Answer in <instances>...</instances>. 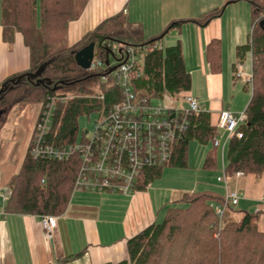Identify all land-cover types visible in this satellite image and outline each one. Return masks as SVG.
I'll list each match as a JSON object with an SVG mask.
<instances>
[{
    "label": "trees",
    "instance_id": "16d2710c",
    "mask_svg": "<svg viewBox=\"0 0 264 264\" xmlns=\"http://www.w3.org/2000/svg\"><path fill=\"white\" fill-rule=\"evenodd\" d=\"M251 6L252 32L247 44L237 48L241 62L252 59L253 88L246 109L247 119L238 127L243 136L230 138L224 160L228 175L242 172L261 177L264 172V0H248ZM88 0H2L3 39L13 42L16 33L23 35L30 52V67L13 74L0 83V132L8 123L12 111L23 102L34 100L45 106L55 97V109L47 142L66 146L78 142L82 115L105 114L121 97V88L112 78L110 68L98 70L81 68L75 59L78 50L95 42L96 58L112 62L124 46H147L138 63L141 76L132 85L150 98L173 99L190 94L192 76L187 70L182 45L153 47L181 21L171 22L159 36L144 39L140 25L131 22L120 12L99 24L77 43L70 45L67 32L70 22L77 20ZM224 8H215L196 21L202 25L220 17ZM218 42L209 44L215 57ZM113 55V56H112ZM112 56V57H111ZM106 64V63H105ZM45 66L37 78L28 75ZM107 75V80L102 76ZM22 76L20 81L18 77ZM44 80L37 83V79ZM246 88L249 89L248 82ZM103 96V97H100ZM182 138L173 145L172 157L163 166L141 173L138 189H145L161 175L165 166L187 167L188 148L192 140L204 145L211 143L203 166L217 165L219 130L209 112L194 113ZM84 138V137H83ZM31 139L20 171L9 181L11 196L5 201L9 213L43 215L63 214L71 200L79 170L78 157L59 160L34 157ZM224 196L212 190L185 193L184 207H169L163 220L152 223L127 241L128 256L118 263L106 264H264V231H260L258 211H243L229 206L222 219L212 205L221 203ZM235 209V210H234ZM238 210V211H236ZM232 212L242 214L235 218Z\"/></svg>",
    "mask_w": 264,
    "mask_h": 264
},
{
    "label": "crops",
    "instance_id": "0c3cea01",
    "mask_svg": "<svg viewBox=\"0 0 264 264\" xmlns=\"http://www.w3.org/2000/svg\"><path fill=\"white\" fill-rule=\"evenodd\" d=\"M179 1L183 3L180 5L179 2V7L173 11L169 9V0H88L81 16L69 24L68 43H77L101 22L120 12L142 27L144 39L159 36L171 22L181 21L163 36L160 43L162 46L181 43L186 67L192 76L189 93L211 114L214 123H217L222 110L245 111L252 96L249 83V89L246 88L252 59L247 56L250 65L247 57L244 59V73L237 76L236 66L241 62L237 48L250 40L253 26L251 6L247 14L245 10L241 22H231L230 12L225 9L220 17L202 25L196 19L220 8L219 5H214V0H206L209 3L207 6L203 2L196 6V0ZM190 2L192 6H182ZM214 40L219 47L213 58L209 53V44ZM29 67L30 52L23 35L16 33L11 43L3 39L0 0V83ZM19 105L23 108L20 119L9 120L0 132V264H106L126 259L128 239L160 219V203L153 197L152 182L145 189H138L130 195L103 191L97 192L101 195L76 196L80 191L94 192L75 190L66 211L55 216L56 226L51 232L44 230L39 215L5 212L1 190L8 186L10 179L22 167L42 107L41 103L31 102ZM218 130L222 143L217 147V158L220 149L223 164V154L230 138L225 131ZM211 148L210 143L205 154ZM219 182H223L225 192L226 187L241 192L240 208L255 206L254 211L264 209V172L259 178L248 174L237 176L235 180L230 177L226 184L225 181ZM117 194L130 198L123 215L117 212L122 208L116 205L120 199H111L121 198ZM182 196L181 192H173L163 205L175 206L182 202ZM109 203L113 206H107Z\"/></svg>",
    "mask_w": 264,
    "mask_h": 264
},
{
    "label": "built area",
    "instance_id": "2783aa9c",
    "mask_svg": "<svg viewBox=\"0 0 264 264\" xmlns=\"http://www.w3.org/2000/svg\"><path fill=\"white\" fill-rule=\"evenodd\" d=\"M264 19V17H263ZM162 46L160 42L153 47ZM114 60L107 65L96 58L94 53L89 70L100 68L115 69L111 72L115 83L121 88V97L109 110L98 116L93 128L84 135L82 141L66 146H54L47 142L53 113L55 97L41 107L34 126L31 153L34 157H46L68 160L77 156L80 164L74 182L75 190L110 191L126 195L138 190L142 171L163 166L170 161L174 143L182 138L190 125V116L194 113L207 112L197 99L187 94L183 97L186 107H175V99L170 97L168 105L163 98H150L133 88L134 79L141 76L138 63L146 54L148 47L140 45L124 46L118 51L112 47ZM244 64L237 63L236 75L241 76ZM103 80L108 76L103 75ZM251 75L248 83H251ZM251 86V85H250ZM103 97V96H100ZM247 119L246 110L235 113L231 110L220 112L216 127L225 131L229 138L243 136L238 127ZM219 144V140H215ZM224 177L218 181L227 182L226 165L223 163ZM237 176H243L237 172ZM12 194L9 187L1 190V196L6 201ZM242 194L239 190L226 187L224 201L213 206L222 219L229 206L236 207ZM41 224L46 232H51L56 226V217L43 215Z\"/></svg>",
    "mask_w": 264,
    "mask_h": 264
},
{
    "label": "rangeland",
    "instance_id": "374dc122",
    "mask_svg": "<svg viewBox=\"0 0 264 264\" xmlns=\"http://www.w3.org/2000/svg\"><path fill=\"white\" fill-rule=\"evenodd\" d=\"M179 2H180V5L183 3L179 0H169V9H172L173 11H175L179 7ZM201 2H203L204 6L209 5V3H207L206 0H196L195 5L198 6L199 4H201ZM213 3H215L214 5H217V6L219 5L220 8L223 7L224 8L223 13H224L225 9L229 10V12H230L229 17L231 19V22H241V20H243V14L245 13V10H246V14H247L248 9L250 12V2L248 0H214ZM192 5H193V3L190 2V3H188L186 5H182V6L187 8V7L192 6ZM193 8H195V7H193ZM233 8H236V9L234 11H232ZM226 18H227V16H226ZM166 40H167V37H166ZM165 46L166 45H164V47ZM249 59L250 58L247 57L248 65H250ZM250 75H251V80H250L251 86L250 87L252 89L253 88V72L252 71L250 72ZM164 100L168 105H170L172 103L169 95H165ZM29 102L38 103V102H35L34 100L29 101ZM41 105H42V103H41ZM19 106H16L14 108V110L11 113L9 120L13 121L14 119L16 120L18 117L20 119L21 114L23 112L22 111L23 108H20ZM176 106L177 107H186L187 104L182 97H179L178 99H176ZM98 116H99V113H92L90 115H82L79 117V119H78V123H79L78 141H82L84 135L89 133L87 131H91V129L93 128L94 122ZM20 138H22V135H20ZM216 138L221 141L219 135L216 136ZM206 149H207L206 145L200 143L197 140H192L190 142L189 148H188V165H187V167H176V166H169V165L165 166L162 169L161 175L152 182V190L154 189L152 194H153V197L155 198V200L159 201V203H160L159 207L161 209V212L159 214L160 219L158 220V223H160L163 220L164 216L166 215V213L168 211V208L171 207V206H168V203L166 205L165 204L163 205V202L165 203L167 201L166 198H168V197L170 199V196L173 195V192H177V193L181 192L182 195H184L185 192H190V191L200 192V191L212 190V191H215L217 193H221L223 196L225 195V190H224L225 187H224L223 182H219L217 180L218 177H222V178L224 177L223 170H222L223 164H222V158H221V150L219 149V158L217 160V165H215V167L205 168L203 166V163H204V159H205V155H206L205 154ZM223 157H224V154H223ZM227 176H228L227 182L230 180V177H231V180L232 179L235 180L237 177L236 173L235 174L233 173L230 175L227 174ZM225 184H226V182H225ZM235 190H237V189H235ZM93 192L94 193H89V192L85 193V192L80 191L77 193L76 196L81 195V194H87V195L88 194H92V195L99 194V195H101L100 193H97L99 191H93ZM155 192H157V193H155ZM117 195H120V194H117ZM120 196H121V198H111V199H115V200L120 199V200H118L119 203H116V205L120 206L122 208H120L117 212L120 213L119 215H123L126 213V209H127V206L129 205L130 198H127L124 195H120ZM241 198H242V196H241ZM241 198H240V200H241ZM239 203H240V201H239ZM116 205L114 207H116ZM162 205H163V207H161ZM212 205L217 206L218 203L213 202ZM239 205L236 206V208L238 207L240 210H243V211H254V209H255V206H252V207L241 206L243 208H240ZM107 206H113V203H109V204H107ZM175 206L184 207L185 203L178 202ZM236 211H238V210H236ZM256 211H258V213H260L259 218L257 220L258 228L260 231H263L262 227H264L263 226L264 225V209H259ZM232 215L235 218H240L242 216V214H240L239 212H236V213L232 212Z\"/></svg>",
    "mask_w": 264,
    "mask_h": 264
},
{
    "label": "water",
    "instance_id": "95a60500",
    "mask_svg": "<svg viewBox=\"0 0 264 264\" xmlns=\"http://www.w3.org/2000/svg\"><path fill=\"white\" fill-rule=\"evenodd\" d=\"M260 25L264 27V20H262L260 22ZM95 46H96V43L91 42L76 52L75 59H76L77 64L81 68L88 69L90 67L91 61L93 60L94 53H95ZM108 52H109V54L110 53L113 54V52H111V51H108ZM105 63L107 65L110 63L109 57H107V59L105 60ZM44 68H45V66H42L41 68L38 69V71L36 73L29 74L28 76L30 78H37L42 73ZM114 69H115V67H111L110 72H112ZM20 79H22V76H19L17 81H20ZM43 82H44L43 79H41V78L37 79V83H43ZM3 90L4 89H1L0 93Z\"/></svg>",
    "mask_w": 264,
    "mask_h": 264
},
{
    "label": "bare ground",
    "instance_id": "6f19581e",
    "mask_svg": "<svg viewBox=\"0 0 264 264\" xmlns=\"http://www.w3.org/2000/svg\"><path fill=\"white\" fill-rule=\"evenodd\" d=\"M263 20H264V19H263ZM111 57H112V56H111ZM112 58H113V57H112ZM109 60H110V59H109ZM137 67H138V66H137ZM174 105H175V107H177V106H176V99H175V104H174ZM216 139H217V138H216ZM216 139H215V140H216ZM217 140H218V139H217ZM79 142H80V141H79ZM221 143H222V142L219 140V144L216 145V144H215V141H214V146H215V147H219V146L221 145ZM72 157H75V156H72ZM76 157H77V156H76ZM225 212H226V211H225Z\"/></svg>",
    "mask_w": 264,
    "mask_h": 264
}]
</instances>
